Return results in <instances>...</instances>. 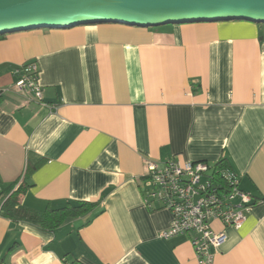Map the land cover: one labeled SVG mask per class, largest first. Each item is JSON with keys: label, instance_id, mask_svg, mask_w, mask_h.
<instances>
[{"label": "crops", "instance_id": "1", "mask_svg": "<svg viewBox=\"0 0 264 264\" xmlns=\"http://www.w3.org/2000/svg\"><path fill=\"white\" fill-rule=\"evenodd\" d=\"M29 62L41 102L14 89ZM0 91L3 186L28 185L31 211L100 204L54 232L0 217V264H203L187 237H159L172 215L144 201L146 163L172 159L224 161L240 177L255 204L213 264H264V24L1 35Z\"/></svg>", "mask_w": 264, "mask_h": 264}, {"label": "built area", "instance_id": "2", "mask_svg": "<svg viewBox=\"0 0 264 264\" xmlns=\"http://www.w3.org/2000/svg\"><path fill=\"white\" fill-rule=\"evenodd\" d=\"M14 89L29 102L42 101L40 71L36 63L24 64L18 72ZM3 91H0L2 97ZM144 201L149 210L164 209L172 222L162 239L187 237L203 264H213L226 244L227 228L241 229L255 200L244 192L241 179L232 170L208 162H184L172 159L165 163L148 161ZM21 182L17 185L19 186ZM219 223L223 228L217 231ZM64 264H81L80 262Z\"/></svg>", "mask_w": 264, "mask_h": 264}, {"label": "water", "instance_id": "3", "mask_svg": "<svg viewBox=\"0 0 264 264\" xmlns=\"http://www.w3.org/2000/svg\"><path fill=\"white\" fill-rule=\"evenodd\" d=\"M227 21L264 24V0H0V36L96 24L153 28Z\"/></svg>", "mask_w": 264, "mask_h": 264}, {"label": "trees", "instance_id": "4", "mask_svg": "<svg viewBox=\"0 0 264 264\" xmlns=\"http://www.w3.org/2000/svg\"><path fill=\"white\" fill-rule=\"evenodd\" d=\"M217 165L223 166L227 164L222 161ZM28 190V185L21 184L17 187L5 188L0 180V217L6 218L14 223H29L38 226L44 231L54 232L71 220L88 216L100 206L98 202L80 201L68 203L61 209L55 210L50 207L43 212L31 211L22 205V198ZM157 210L150 211L154 212Z\"/></svg>", "mask_w": 264, "mask_h": 264}]
</instances>
